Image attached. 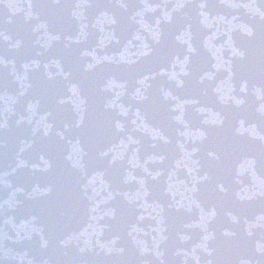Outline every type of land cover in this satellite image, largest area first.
Masks as SVG:
<instances>
[{"label": "water", "instance_id": "1", "mask_svg": "<svg viewBox=\"0 0 264 264\" xmlns=\"http://www.w3.org/2000/svg\"><path fill=\"white\" fill-rule=\"evenodd\" d=\"M0 264H264L260 0H0Z\"/></svg>", "mask_w": 264, "mask_h": 264}]
</instances>
